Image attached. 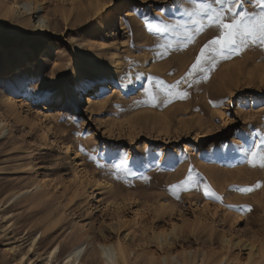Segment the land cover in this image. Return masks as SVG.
<instances>
[{
	"label": "rangeland",
	"instance_id": "374dc122",
	"mask_svg": "<svg viewBox=\"0 0 264 264\" xmlns=\"http://www.w3.org/2000/svg\"><path fill=\"white\" fill-rule=\"evenodd\" d=\"M38 1L29 19L0 0V50L24 48L0 65V264H65L78 243L79 264H105L107 242L125 264H264V41L188 75L221 34L215 0ZM237 4L259 21V0ZM79 75L94 103L48 111Z\"/></svg>",
	"mask_w": 264,
	"mask_h": 264
},
{
	"label": "bare ground",
	"instance_id": "6f19581e",
	"mask_svg": "<svg viewBox=\"0 0 264 264\" xmlns=\"http://www.w3.org/2000/svg\"><path fill=\"white\" fill-rule=\"evenodd\" d=\"M34 1L35 0H10V2L6 3L5 10H3L1 17L2 18L7 17L10 13H12L18 7L20 9V13L26 12V13L30 14V16H29V19H30L31 13H34V11H33L34 9H32V6H31L34 3ZM36 1H37V3H39L38 0H36ZM11 3H12V5H9ZM41 7L44 8L42 4H41ZM21 9H24V10L21 11ZM127 15L128 14H126L125 12H122L120 14V16H121L120 17V23H119V17L117 19V17L113 16V18H111V20L108 24L112 25L111 27H115V31H117L118 28L120 29L121 25L122 26L125 25ZM36 18H37V25L36 26H38L39 29L42 31H48L49 25L47 23V19H46L45 14L37 12ZM20 23H21V27L23 26V28L28 27V25H29L28 21H24V22L22 21ZM23 52H24V48L20 47V46H15L12 48H2L0 50V65H1V63H3L5 66L9 67L11 60H14L15 61V62L13 61L14 63L21 62L22 58H23V57L21 58V56H24ZM2 59L4 61H2ZM120 67H121L120 65L116 66V70H115L116 74L118 73V70ZM94 79L95 78H92V76H88V77H83L81 75L78 76V79L75 81V83L72 86V94L69 98L70 102L68 103V105H66L67 106L66 110L60 109L65 104H67L65 102V99L61 95L55 96L54 97L55 100L52 102L53 105L52 104L49 105V107L46 109L48 111H52L54 113L55 112L60 113L61 111H63V113H65L66 115H72L73 112L79 113V112L84 111L85 105H92L94 103L95 99L97 98V94L95 95L93 93V88H94V84H95ZM45 101H46V99L43 100V103H48ZM0 115L3 116L2 112H0ZM4 124L7 125L8 127H10L7 124V122H5V121H4ZM82 171L83 170H81V172ZM175 228H173L170 232L160 233L156 237L160 238L161 241L167 242L168 235H172L175 231ZM225 241L227 243L231 242L230 239H225ZM38 243H40V242H38ZM166 244H168V243H166ZM100 246H101L102 251L105 254V259H106L105 264H125L126 263V252H125V249L123 248V246L121 244L115 245V244H111V243L107 242L104 244H100ZM83 247H84V244L78 243L76 245V247H74L65 256V259H64L65 264H75L78 261H79L78 262V264H79L80 261L84 259V255H85L84 254L83 256H81V253L83 251ZM58 249H59V247L56 246L54 248V250H52L48 253V257H52L53 255H55V253L57 252ZM21 255H22L21 260L18 264L21 263V261L24 259L26 254H21ZM80 256H81V258H80ZM89 256L92 257L93 261L97 260L95 251H92L89 254ZM114 257H115V260H114ZM164 258H165V261L168 263L167 256H165ZM221 262H223L222 259H220L216 264H221Z\"/></svg>",
	"mask_w": 264,
	"mask_h": 264
},
{
	"label": "snow or ice",
	"instance_id": "6c2138e0",
	"mask_svg": "<svg viewBox=\"0 0 264 264\" xmlns=\"http://www.w3.org/2000/svg\"><path fill=\"white\" fill-rule=\"evenodd\" d=\"M264 9V0H259ZM215 3L220 6L219 9L213 8L210 12L212 22L221 29V34L209 40L200 51L195 62L191 65L192 71L188 75H192L199 70L206 72L209 69L202 67V61L205 60V50L211 49L213 52H218L219 55L224 56L227 53L234 52L238 41L243 43L247 37L253 39L259 38L264 41V10L259 14V21H249L247 19V12L236 11L238 6L237 0H215ZM211 7V5H209ZM230 14V15H229ZM218 46V47H213ZM183 79V78H182ZM264 143V139L261 140ZM254 147L259 145L253 142ZM251 156L256 157L257 152L251 151ZM260 158L264 161V153L260 154ZM95 159V157H93ZM264 166V163H262ZM189 180L191 177L189 176ZM184 183H187L185 181ZM250 189H241V191H249Z\"/></svg>",
	"mask_w": 264,
	"mask_h": 264
}]
</instances>
